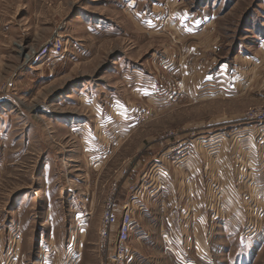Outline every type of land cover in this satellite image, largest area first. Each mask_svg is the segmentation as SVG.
<instances>
[{
	"label": "rangeland",
	"instance_id": "374dc122",
	"mask_svg": "<svg viewBox=\"0 0 264 264\" xmlns=\"http://www.w3.org/2000/svg\"><path fill=\"white\" fill-rule=\"evenodd\" d=\"M260 108L264 0H0V264H264Z\"/></svg>",
	"mask_w": 264,
	"mask_h": 264
},
{
	"label": "built area",
	"instance_id": "2783aa9c",
	"mask_svg": "<svg viewBox=\"0 0 264 264\" xmlns=\"http://www.w3.org/2000/svg\"><path fill=\"white\" fill-rule=\"evenodd\" d=\"M53 48H57V46L52 45L50 48L45 49L43 54ZM59 49H61V45ZM245 120L264 124V109L249 110L245 115ZM117 207L116 194H112L104 207L100 235L104 241H110L113 232L117 229L116 251L119 253V257L127 255L128 258L130 253L128 241L136 224L134 209L131 205H125L122 220L120 221L117 215ZM121 264H124V262Z\"/></svg>",
	"mask_w": 264,
	"mask_h": 264
},
{
	"label": "crops",
	"instance_id": "0c3cea01",
	"mask_svg": "<svg viewBox=\"0 0 264 264\" xmlns=\"http://www.w3.org/2000/svg\"><path fill=\"white\" fill-rule=\"evenodd\" d=\"M178 177L184 178L186 181V184L190 186L191 191L197 186V182L194 178V175H192V171L189 173H185L183 174L182 172H180V174H177ZM240 175L238 174V172H236L234 175H231V177L236 178V181L240 178ZM261 180V179H260ZM259 178H255V183H259Z\"/></svg>",
	"mask_w": 264,
	"mask_h": 264
}]
</instances>
